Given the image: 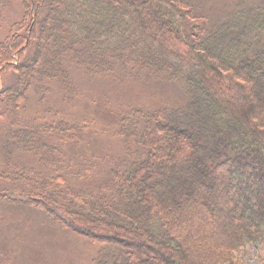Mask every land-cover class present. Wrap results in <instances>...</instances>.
I'll return each mask as SVG.
<instances>
[{"label": "trees", "instance_id": "trees-1", "mask_svg": "<svg viewBox=\"0 0 264 264\" xmlns=\"http://www.w3.org/2000/svg\"><path fill=\"white\" fill-rule=\"evenodd\" d=\"M14 1L0 0V18ZM19 1L23 17L0 42V110L15 119L31 91L56 86L73 103L75 70L121 81L162 75L189 100L119 104V158L68 155L91 118L72 124L55 111L14 121L7 145L42 167L7 161L0 200L98 246L89 264H250L241 252L264 244V100L244 108L239 96L264 88V0L219 23L185 0Z\"/></svg>", "mask_w": 264, "mask_h": 264}, {"label": "rangeland", "instance_id": "rangeland-1", "mask_svg": "<svg viewBox=\"0 0 264 264\" xmlns=\"http://www.w3.org/2000/svg\"><path fill=\"white\" fill-rule=\"evenodd\" d=\"M185 1L199 7L212 23L224 21L237 10V5L260 2V0ZM23 13L19 0L3 7L0 18V42L8 37L11 24L21 20ZM12 76L8 74L3 77L4 87L12 84ZM73 79L80 91V95L73 103H68L60 97L58 87L50 86L45 95L29 92L26 107L18 111L19 116L16 119L12 113L0 110V170L7 169V161L14 162L18 167H42L35 155L12 146L9 148L7 145V132L14 121L16 124L24 125L37 116L51 120L55 117V111L62 112V116L72 124H80L82 120L91 118L94 122L89 125L87 132L78 131L84 140L78 144L70 143L67 147L68 155L76 160L82 155L93 153L119 158L123 156L124 144L113 136L117 125L114 111L119 104L157 108L164 105L180 106L189 100V95L179 82L168 81L162 75L143 73L135 79L121 81L118 78L103 76L90 77L81 70H75ZM263 92L262 86L255 89L254 96L250 92H243L239 96L240 104L244 108L248 104H251L252 108L256 107V101L264 100ZM226 98L230 99L228 95ZM104 128L108 130L104 131ZM7 186L6 182L0 180V194H3V189ZM163 202H166L165 197ZM203 236L204 240H207L208 235L203 233ZM98 249V246L89 243L85 238L52 222L43 212L24 204L0 200V264H89ZM189 250L188 246L187 252ZM259 254L264 258V244H249L245 251L241 252L240 257L250 264H259Z\"/></svg>", "mask_w": 264, "mask_h": 264}]
</instances>
